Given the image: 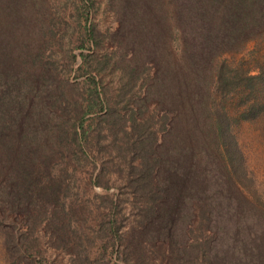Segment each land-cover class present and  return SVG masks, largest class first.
I'll use <instances>...</instances> for the list:
<instances>
[{
  "label": "trees",
  "instance_id": "16d2710c",
  "mask_svg": "<svg viewBox=\"0 0 264 264\" xmlns=\"http://www.w3.org/2000/svg\"><path fill=\"white\" fill-rule=\"evenodd\" d=\"M12 2L0 9V206L54 222L58 178L67 163L74 169L94 159L89 154L101 147L106 129L112 145L121 142L139 222L148 229L157 224L151 235L169 240L171 264H264V190L239 133L241 123L264 117V0L186 1L169 24L175 31L169 40L179 41L177 60L158 63L141 82L142 104L155 98L165 110L155 121L110 104L99 80L107 61H94L93 51H80L72 75L83 78L60 76L46 51L53 29L32 18L23 22V1ZM85 28L81 45L95 49L93 26ZM67 56L72 61L75 54ZM126 67L122 97L136 80L134 67ZM101 176L98 170L93 181L101 184ZM112 201L100 264H108L105 251L119 240ZM130 255L120 258L136 264Z\"/></svg>",
  "mask_w": 264,
  "mask_h": 264
},
{
  "label": "rangeland",
  "instance_id": "374dc122",
  "mask_svg": "<svg viewBox=\"0 0 264 264\" xmlns=\"http://www.w3.org/2000/svg\"><path fill=\"white\" fill-rule=\"evenodd\" d=\"M12 1L0 0V9L4 2ZM21 1L24 3L20 16L23 22L32 18L53 29L48 34L50 43L46 51L54 59L55 71L60 76L71 72V80L83 78L72 75L82 63L80 51H93L94 61H107L99 80L107 86L110 104L117 102L118 110L126 116L132 107L138 111L140 120L151 118L155 121L165 111L155 98L146 99L145 106L142 104V97L146 95L141 82L148 74L150 77L155 73L158 63L163 67L177 60L175 44L179 41L169 40L172 31L169 24L179 17L188 0H84L85 6L82 0ZM87 25H92L95 31L98 41L95 49H91L90 42L81 45L80 37ZM252 44L249 47L252 48ZM67 51L75 54L72 61ZM244 53L245 59L250 57L248 52ZM259 53L264 59V43ZM239 57L242 54H238ZM143 63L148 73L143 71ZM126 65L134 67L136 80L132 90L122 97L119 93L126 79L123 77ZM128 96L131 101L129 99L124 106ZM102 133L105 137L101 139V147H95L89 154L94 159H81V164L74 169V163H67V172L58 178L61 183L54 200V222L48 224L47 217L30 218L21 208L0 206V264H100L101 246L106 240L102 234L115 215L112 200L117 203L116 223L120 234L117 242H110L103 256L108 264H126L120 256L128 252L136 264L172 263L170 252L173 248L169 240L151 235L157 224L148 229L139 222V204L129 185L127 164L117 147L120 140L112 145L113 132L104 129ZM239 133L249 163L256 170L257 183L264 190V117L241 123ZM59 160H54L55 177L60 172ZM98 170L102 171L101 184L93 181ZM52 210L49 207L48 213ZM196 222L194 218L189 225L195 227Z\"/></svg>",
  "mask_w": 264,
  "mask_h": 264
}]
</instances>
